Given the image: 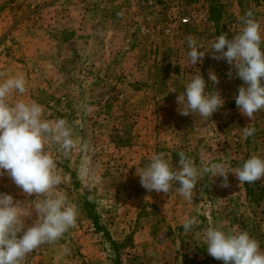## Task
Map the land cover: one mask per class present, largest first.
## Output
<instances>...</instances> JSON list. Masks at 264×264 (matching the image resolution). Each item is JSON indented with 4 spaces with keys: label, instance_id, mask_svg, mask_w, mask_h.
<instances>
[{
    "label": "rangeland",
    "instance_id": "rangeland-1",
    "mask_svg": "<svg viewBox=\"0 0 264 264\" xmlns=\"http://www.w3.org/2000/svg\"><path fill=\"white\" fill-rule=\"evenodd\" d=\"M248 10L264 29V0H0V82L13 76L26 81V91H14L7 102L39 103L44 119L68 122L77 145L68 158H59L56 146L50 149L59 159L60 189L77 206L76 226L24 264H115L111 245L83 213L84 199L121 244L120 264H224L198 243L205 229L220 223L264 243V222L258 221L264 201L250 203L234 174H228V187L221 177H204L191 202L175 184L169 194L149 192L136 174L159 152L173 166L184 151L197 166L206 155L232 169L251 155L264 157V110L255 121L241 114L235 97L243 81L235 70L229 78L231 66L210 52L195 66L186 60L189 35L207 50L216 36L238 33ZM197 70L206 91L217 90L224 99L208 120L177 110L176 97ZM210 70L219 84L208 80ZM250 123L256 133L244 139L241 128ZM85 162L94 177L78 174ZM262 183L264 178L255 182ZM0 192L28 210L36 199L7 173ZM186 216L199 220L188 233L181 226ZM36 219L32 211L26 226Z\"/></svg>",
    "mask_w": 264,
    "mask_h": 264
},
{
    "label": "clouds",
    "instance_id": "clouds-1",
    "mask_svg": "<svg viewBox=\"0 0 264 264\" xmlns=\"http://www.w3.org/2000/svg\"><path fill=\"white\" fill-rule=\"evenodd\" d=\"M242 27L228 38L222 33L214 38L207 50L191 35L187 37V67L203 63L206 53L216 60H225L243 81L238 88L235 103L242 115L252 121L264 110V29L248 10L241 17ZM203 49V50H201ZM208 80L219 84L215 71H209ZM23 94L26 81L22 76L9 77L0 82V177L5 173L27 196L35 194L31 210L16 201L13 195L0 192V264H24L26 258L44 244H55L76 226L77 206L71 203L60 189L62 177L57 174L59 159L50 149L55 147L59 158H68L77 147L74 130L62 118L55 121L44 119L43 106L33 101L14 104L7 102L13 92ZM175 92V89L172 90ZM178 113L194 114L208 120L221 109L224 99L217 90L206 91V81L199 74L191 75L184 90L176 97ZM244 139L253 137L256 128L251 123L241 128ZM86 145H81L86 150ZM179 159L173 166L166 152L154 153L148 163L136 168L140 184L149 192L169 194L173 186L185 200L191 202L197 185L204 177L210 180L222 178V187H228V174L232 173L240 184L255 183L264 178V157L251 155L232 169L226 162H215L206 155L200 156L199 166L184 151L177 153ZM82 177H94L85 162L78 169ZM36 213L32 226H26L25 217ZM199 224L196 216H186L182 228L188 233ZM201 245L207 253L224 264H264V251L260 243L246 230L226 228L223 223L204 230ZM63 252L68 254L69 249Z\"/></svg>",
    "mask_w": 264,
    "mask_h": 264
},
{
    "label": "trees",
    "instance_id": "trees-1",
    "mask_svg": "<svg viewBox=\"0 0 264 264\" xmlns=\"http://www.w3.org/2000/svg\"><path fill=\"white\" fill-rule=\"evenodd\" d=\"M243 187L245 189L246 199L250 203H253L255 205H260L262 201H264V183H262L261 185L255 183H251V184L243 183ZM82 209L85 217H87L93 224L95 231L101 233V236L111 245V248L114 250L116 254L115 264H120L118 257V249L121 246V244L113 240L109 232L107 231L106 227L103 224H101L99 217L95 212L94 204L91 201L84 199L82 203ZM258 221L261 223L264 222V219H259ZM260 242H264V239H262V241ZM260 244L261 247H264V243H260Z\"/></svg>",
    "mask_w": 264,
    "mask_h": 264
}]
</instances>
